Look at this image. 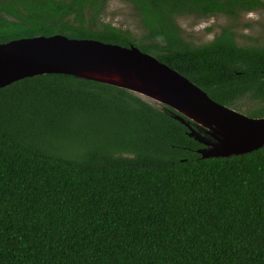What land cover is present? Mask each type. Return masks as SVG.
I'll use <instances>...</instances> for the list:
<instances>
[{"label":"trees","instance_id":"obj_1","mask_svg":"<svg viewBox=\"0 0 264 264\" xmlns=\"http://www.w3.org/2000/svg\"><path fill=\"white\" fill-rule=\"evenodd\" d=\"M108 1L0 0V43L132 44L215 102L264 117V46L238 45L230 27L193 44L176 22L264 0H128L137 37L100 25ZM191 130L209 137L169 105L69 74L0 88V264H264V144L201 158Z\"/></svg>","mask_w":264,"mask_h":264},{"label":"water","instance_id":"obj_2","mask_svg":"<svg viewBox=\"0 0 264 264\" xmlns=\"http://www.w3.org/2000/svg\"><path fill=\"white\" fill-rule=\"evenodd\" d=\"M102 66H105L102 69ZM100 70L101 72H95ZM130 73L142 77L146 89L155 88L173 100L190 107L210 125L201 123L165 99L144 89L132 87L104 71ZM45 73H63L75 77L122 87L169 105L209 135L201 136L194 130L190 135L203 146L197 149L201 158H225L241 155L264 144V117H249L235 109L212 100L206 92L172 70L155 57L134 45L121 46L93 39H72L61 34L18 38L0 43V88L25 77ZM157 86H154V84ZM179 103V104H180ZM176 118L181 119L180 116Z\"/></svg>","mask_w":264,"mask_h":264},{"label":"rangeland","instance_id":"obj_3","mask_svg":"<svg viewBox=\"0 0 264 264\" xmlns=\"http://www.w3.org/2000/svg\"><path fill=\"white\" fill-rule=\"evenodd\" d=\"M99 23H108L137 37L142 33L139 16L128 0H109L99 16ZM186 40L203 44L213 40L224 27L232 28L241 46H264V8L226 14L197 15L185 13L176 18Z\"/></svg>","mask_w":264,"mask_h":264},{"label":"bare ground","instance_id":"obj_4","mask_svg":"<svg viewBox=\"0 0 264 264\" xmlns=\"http://www.w3.org/2000/svg\"><path fill=\"white\" fill-rule=\"evenodd\" d=\"M105 66H102V69H104ZM95 72H101L100 70H95ZM105 73L111 75L110 73H114L113 75H111L112 77L114 78H120V79H123L125 80L126 82L128 81H132V87H136L137 89H139L140 91L145 88V86L143 85V81L144 79L142 77L138 78V77H132L130 75V73H122V72H119V71H114V70H111V71H104ZM154 86H157V84L155 83ZM148 90V92H151L153 94H155L156 96H166L167 99H165L166 101L172 103V104H175L178 108H180L181 110L185 111L186 113H188L189 115L193 116L194 118L200 120L201 119V123H204L205 125H210V123H208L206 120H204L203 118H201L196 112H194L190 107H187L186 105L184 106L183 104L180 103V101H176V100H173L170 95L165 94V93H159V91H157L155 88H148L146 89ZM144 91V90H143ZM146 92V91H144ZM180 103V104H179Z\"/></svg>","mask_w":264,"mask_h":264}]
</instances>
